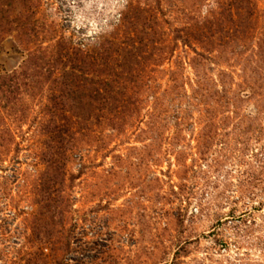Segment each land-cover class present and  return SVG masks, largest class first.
I'll list each match as a JSON object with an SVG mask.
<instances>
[{"label":"rangeland","instance_id":"1","mask_svg":"<svg viewBox=\"0 0 264 264\" xmlns=\"http://www.w3.org/2000/svg\"><path fill=\"white\" fill-rule=\"evenodd\" d=\"M0 264H264V0H0Z\"/></svg>","mask_w":264,"mask_h":264}]
</instances>
